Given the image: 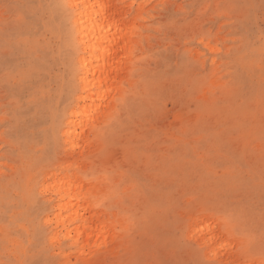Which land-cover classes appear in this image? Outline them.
<instances>
[{
    "label": "rangeland",
    "instance_id": "1",
    "mask_svg": "<svg viewBox=\"0 0 264 264\" xmlns=\"http://www.w3.org/2000/svg\"><path fill=\"white\" fill-rule=\"evenodd\" d=\"M107 1L128 39L79 101L66 2L0 0V264H264V0Z\"/></svg>",
    "mask_w": 264,
    "mask_h": 264
},
{
    "label": "bare ground",
    "instance_id": "2",
    "mask_svg": "<svg viewBox=\"0 0 264 264\" xmlns=\"http://www.w3.org/2000/svg\"><path fill=\"white\" fill-rule=\"evenodd\" d=\"M69 6V17L71 23L70 38L77 48L76 53V73L79 83V94L77 99L85 101L87 98L93 99L102 97L97 93L91 95L88 90L91 87L101 88L112 80L119 66L115 61L114 55L116 45L121 42H127L128 34L119 26L120 20L114 16V11L108 6L107 0H63ZM116 73V74H115ZM93 78L90 79L89 76ZM99 106H93L98 109ZM76 111L72 108L70 116L75 115ZM66 138L70 134L65 132ZM71 147L76 144L73 138L70 139ZM55 183V181H54ZM57 186V187H56ZM54 196L56 198V207L73 209V216H78V206L81 202L87 205L89 190L83 192V179L76 173L63 176L57 179ZM84 205V206H85ZM57 222L60 213L56 214ZM84 223L78 226V230L86 227V219L82 218Z\"/></svg>",
    "mask_w": 264,
    "mask_h": 264
}]
</instances>
